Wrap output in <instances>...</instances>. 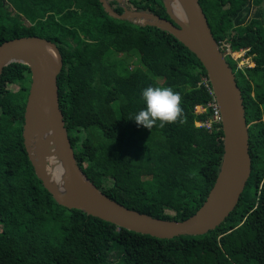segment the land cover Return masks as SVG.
<instances>
[{
    "label": "trees",
    "instance_id": "trees-1",
    "mask_svg": "<svg viewBox=\"0 0 264 264\" xmlns=\"http://www.w3.org/2000/svg\"><path fill=\"white\" fill-rule=\"evenodd\" d=\"M108 2L123 12L116 0ZM199 3L216 41L233 51L248 48L254 62L238 67L227 60L242 94L251 160L235 208L204 234L158 238L58 204L23 144L30 69L13 62L0 76V264H264V0ZM126 6L169 19L162 0ZM22 36L48 39L62 55L59 106L88 178L111 199L153 217L194 214L223 155L221 123L196 124L212 114L210 107L194 111L212 99L196 55L166 30L109 15L99 0H0V44ZM135 51L142 66L118 71L113 57ZM150 85L181 94L184 123L161 128L157 121L147 129L130 119Z\"/></svg>",
    "mask_w": 264,
    "mask_h": 264
},
{
    "label": "water",
    "instance_id": "water-1",
    "mask_svg": "<svg viewBox=\"0 0 264 264\" xmlns=\"http://www.w3.org/2000/svg\"><path fill=\"white\" fill-rule=\"evenodd\" d=\"M99 1L113 17L172 33L199 59L221 113L223 155L219 173L202 205L181 221L153 217L108 197L75 159L59 106L57 77L63 61L58 47L39 36H22L0 44V76L13 62L30 69L22 137L31 165L55 201L66 208L80 209L118 227L158 238L204 234L220 225L235 208L251 174L248 126L235 73L211 32L199 0H162L169 19L128 8L126 0H116L122 13L108 0Z\"/></svg>",
    "mask_w": 264,
    "mask_h": 264
},
{
    "label": "clouds",
    "instance_id": "clouds-1",
    "mask_svg": "<svg viewBox=\"0 0 264 264\" xmlns=\"http://www.w3.org/2000/svg\"><path fill=\"white\" fill-rule=\"evenodd\" d=\"M141 98L144 107L130 117L137 125L151 129L157 125V121L160 122L158 126L161 128L166 123L185 122L182 108L183 98L171 86H147L141 90Z\"/></svg>",
    "mask_w": 264,
    "mask_h": 264
},
{
    "label": "built area",
    "instance_id": "built-area-1",
    "mask_svg": "<svg viewBox=\"0 0 264 264\" xmlns=\"http://www.w3.org/2000/svg\"><path fill=\"white\" fill-rule=\"evenodd\" d=\"M222 53L225 51L226 53L229 54V57L234 59L236 61L235 56L241 54H246L248 48H240L237 51H233L229 45V43H218ZM243 55V56H244ZM240 57V56H239ZM251 58L249 55L245 56V59ZM253 65V60L247 61L246 66H252ZM200 83L203 84V86L206 87L208 93L212 96V99L207 103L206 106L203 105H196L194 107V111L196 113H202L207 110L208 107L211 108L212 114L208 120H205L203 122H199L198 126H206L207 129H211L213 123H221V113L220 109L216 103V99L214 96L213 89L211 87V84L209 82V79L207 77H202Z\"/></svg>",
    "mask_w": 264,
    "mask_h": 264
},
{
    "label": "rangeland",
    "instance_id": "rangeland-1",
    "mask_svg": "<svg viewBox=\"0 0 264 264\" xmlns=\"http://www.w3.org/2000/svg\"><path fill=\"white\" fill-rule=\"evenodd\" d=\"M223 54H224L226 60H229V58H230L229 57V54L226 53L225 51L223 52ZM243 55L244 54H241L240 53L239 55H236L235 56L238 67H244V66H246L247 61L251 60V58L245 59V56L246 55H249V54L246 53L244 56ZM113 59H114V62H117L118 63L117 64L118 71L121 70L122 72L128 71L130 68H134L135 66H139V67L142 66L141 65V56H140V54L137 51H135L133 53H129V54L119 53V54L115 55V57H113ZM253 65H254V62H253ZM161 80H162L161 78H158V81L161 82ZM9 88H10L11 91H15V90L18 89V86H16V85H9ZM114 107H115V111L118 112L117 111L118 110L117 109V106L114 105ZM262 109L264 111V105H263ZM196 114H198V113H196ZM199 122L200 121H197L196 124L199 125ZM204 127H206V126H204Z\"/></svg>",
    "mask_w": 264,
    "mask_h": 264
},
{
    "label": "bare ground",
    "instance_id": "bare-ground-1",
    "mask_svg": "<svg viewBox=\"0 0 264 264\" xmlns=\"http://www.w3.org/2000/svg\"><path fill=\"white\" fill-rule=\"evenodd\" d=\"M175 11L179 14L180 13V8H179V6H175Z\"/></svg>",
    "mask_w": 264,
    "mask_h": 264
}]
</instances>
